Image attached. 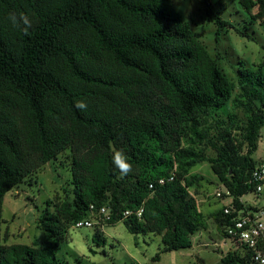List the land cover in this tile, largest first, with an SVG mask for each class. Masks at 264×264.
<instances>
[{"label":"trees","instance_id":"trees-1","mask_svg":"<svg viewBox=\"0 0 264 264\" xmlns=\"http://www.w3.org/2000/svg\"><path fill=\"white\" fill-rule=\"evenodd\" d=\"M238 1L264 33V0ZM204 5L217 38L224 29L250 37ZM239 82L235 97L172 0H0V264H60L68 229L91 206H106L110 224L133 235L160 237L155 261L191 249L207 230L190 192L204 181L194 167L207 162L238 208L255 193L264 63L240 69ZM229 103L246 122L233 127ZM67 153L72 199L54 211L48 201L39 219L54 244L7 243L5 196ZM223 207L212 218L224 238L237 214ZM94 230L96 245L106 244ZM222 263L254 264L236 250Z\"/></svg>","mask_w":264,"mask_h":264},{"label":"rangeland","instance_id":"rangeland-1","mask_svg":"<svg viewBox=\"0 0 264 264\" xmlns=\"http://www.w3.org/2000/svg\"><path fill=\"white\" fill-rule=\"evenodd\" d=\"M172 2L183 18L190 23L194 34L200 38L227 78L236 84L234 94L236 97L242 89L239 82L240 69L257 70L264 63V33L261 27L244 11L238 0H209L213 11L237 26L239 31L250 36L243 38L236 30L224 29L217 38L218 27L209 15L204 0H172ZM228 111L233 116V127L246 122L247 115L242 109L236 110L229 103ZM183 144L184 147L190 146L186 141ZM207 155L214 157L211 150H207ZM68 156V153L64 154L58 161L49 163L5 196L3 233L8 235L7 243L30 246L54 244L48 234L39 227V219L48 201L51 202V211H54V204L72 199V174L68 167ZM253 158L255 160L264 158V127L260 131L258 151ZM191 174L204 177V181L199 186L191 188L190 192L196 197L200 211L206 217V228L211 239L208 247L198 246L195 240V245L191 249L163 253L160 254L159 261H155L154 258L164 246L158 236L133 235L124 223L119 222L104 228L106 244L97 246L93 239L94 229L71 227L57 254L59 263L223 264L222 256L235 248L229 242L225 249L215 245L214 238L223 240V236L212 217L224 205L230 203V200L220 201L215 197L218 190L225 188L207 162L194 167ZM244 199L249 204L264 209V196L253 200L252 195H247ZM202 231L198 236L202 235L204 240H207V232ZM199 257L203 258L204 262H201Z\"/></svg>","mask_w":264,"mask_h":264},{"label":"built area","instance_id":"built-area-1","mask_svg":"<svg viewBox=\"0 0 264 264\" xmlns=\"http://www.w3.org/2000/svg\"><path fill=\"white\" fill-rule=\"evenodd\" d=\"M253 180L256 184L255 193L251 194L253 200L260 199L264 196V158L260 159L255 171ZM161 183L164 181L161 180ZM152 187V186H151ZM215 197L218 200H230L223 211L226 215L237 214L233 225L226 228V237L223 238L224 245L229 242L234 246L236 251L242 254L251 255V262L254 264H264V209L257 205L247 203L244 198L240 199L242 208L235 206L233 196L230 191L218 190ZM142 210L139 213L141 215ZM126 212L125 215H129ZM111 211L105 206L96 209L91 206V215L89 218L81 220L73 225V228L82 229H101L111 225ZM228 253V252H227Z\"/></svg>","mask_w":264,"mask_h":264},{"label":"crops","instance_id":"crops-1","mask_svg":"<svg viewBox=\"0 0 264 264\" xmlns=\"http://www.w3.org/2000/svg\"><path fill=\"white\" fill-rule=\"evenodd\" d=\"M207 231L208 230H205L204 232L206 233ZM103 233H104V231H103ZM199 233H201V232H199ZM199 233H197L193 237V246L195 245V240H196L198 246H200V247H208L211 244L210 243L211 239H210V236H209L208 232H207V235H208V239L207 240H204V238L202 237V235L198 236ZM214 241H216V244H215L216 246H218V247L220 246L223 249H225V247L227 246V245H224V240H219V239H215L214 238ZM200 259L204 262V259L203 258L199 257V260Z\"/></svg>","mask_w":264,"mask_h":264},{"label":"clouds","instance_id":"clouds-1","mask_svg":"<svg viewBox=\"0 0 264 264\" xmlns=\"http://www.w3.org/2000/svg\"><path fill=\"white\" fill-rule=\"evenodd\" d=\"M10 19L12 20L13 23H15V17H11ZM78 107H84V105L80 104V105H78Z\"/></svg>","mask_w":264,"mask_h":264}]
</instances>
